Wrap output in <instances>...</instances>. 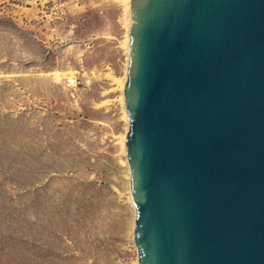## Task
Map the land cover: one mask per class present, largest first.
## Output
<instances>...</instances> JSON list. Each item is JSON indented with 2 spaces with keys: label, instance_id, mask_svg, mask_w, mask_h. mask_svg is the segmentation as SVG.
Returning a JSON list of instances; mask_svg holds the SVG:
<instances>
[{
  "label": "water",
  "instance_id": "95a60500",
  "mask_svg": "<svg viewBox=\"0 0 264 264\" xmlns=\"http://www.w3.org/2000/svg\"><path fill=\"white\" fill-rule=\"evenodd\" d=\"M138 264H264V0H132Z\"/></svg>",
  "mask_w": 264,
  "mask_h": 264
},
{
  "label": "rangeland",
  "instance_id": "374dc122",
  "mask_svg": "<svg viewBox=\"0 0 264 264\" xmlns=\"http://www.w3.org/2000/svg\"><path fill=\"white\" fill-rule=\"evenodd\" d=\"M126 11L0 0V264L136 262L120 145Z\"/></svg>",
  "mask_w": 264,
  "mask_h": 264
},
{
  "label": "bare ground",
  "instance_id": "6f19581e",
  "mask_svg": "<svg viewBox=\"0 0 264 264\" xmlns=\"http://www.w3.org/2000/svg\"><path fill=\"white\" fill-rule=\"evenodd\" d=\"M122 1L124 2L126 9H127V11H126L127 15H126V20H125V22H126L125 23L126 24V33H125V41L123 43V47L125 48L127 60H126L125 77L121 80H118V87L121 90V94H120L121 98H119V100H120L121 106H122L121 107L122 112H123L122 118L125 121L126 131L128 132L129 122H128L127 112H126L125 106H124V94H123V92H124V87H125V84L127 81V68H128V60H129V41H130L128 30H129V27L131 24V1L132 0H122ZM53 75H54L55 80L57 82H61V81H63V79H65V76L67 74L55 72V73H53ZM68 80H69L68 82L73 84V80L71 77ZM127 132L124 135H122L120 138V145H121V149H122V154L124 155V161H122V163L125 166V172H124L125 175H124V179H123V180H125V182H123L124 183L123 187H124V190L126 191L125 198H126V203H127L126 204L127 209L130 212V219H129V224H128L129 225L128 226V234L130 236L131 243H132L135 251L137 252V259H136L135 264H138V251H137L135 244H134V235H133L134 234V228H135L136 210H135V207H134V204L132 201V197H131V190H130L131 176H130V172L128 169L127 154L125 151V141H126Z\"/></svg>",
  "mask_w": 264,
  "mask_h": 264
}]
</instances>
